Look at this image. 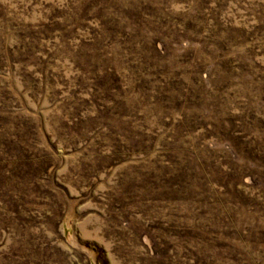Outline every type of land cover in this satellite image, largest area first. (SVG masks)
Instances as JSON below:
<instances>
[{
    "label": "rangeland",
    "instance_id": "374dc122",
    "mask_svg": "<svg viewBox=\"0 0 264 264\" xmlns=\"http://www.w3.org/2000/svg\"><path fill=\"white\" fill-rule=\"evenodd\" d=\"M0 264H264V0H0Z\"/></svg>",
    "mask_w": 264,
    "mask_h": 264
}]
</instances>
